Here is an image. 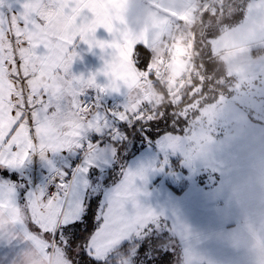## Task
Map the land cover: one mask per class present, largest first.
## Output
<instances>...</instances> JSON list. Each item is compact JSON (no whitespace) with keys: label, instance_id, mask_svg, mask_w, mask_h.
Returning a JSON list of instances; mask_svg holds the SVG:
<instances>
[{"label":"snow or ice","instance_id":"1","mask_svg":"<svg viewBox=\"0 0 264 264\" xmlns=\"http://www.w3.org/2000/svg\"><path fill=\"white\" fill-rule=\"evenodd\" d=\"M57 18L67 21L64 31H56ZM101 28L110 41L96 38ZM129 40L117 21L105 18L103 0H0V242L19 245L13 256L32 245L45 255L55 249L62 264H167L164 225L158 227L156 213L137 199L147 171L122 169L107 196L100 178L109 157L120 154L115 122L164 114L163 106L127 100L122 110L105 113L89 103L91 89L97 99L121 92L116 68ZM81 43L112 50L102 70L108 83L71 72ZM135 60L138 69L149 67L140 45ZM196 143L194 138L192 152ZM35 158L48 170L38 186L26 172Z\"/></svg>","mask_w":264,"mask_h":264},{"label":"rangeland","instance_id":"2","mask_svg":"<svg viewBox=\"0 0 264 264\" xmlns=\"http://www.w3.org/2000/svg\"><path fill=\"white\" fill-rule=\"evenodd\" d=\"M207 1L204 6L201 5L202 0L197 5V20L186 24L187 29L180 21V28L183 26L186 30L180 33L178 26L171 24L165 39V56L158 59L155 65L153 63L149 72L155 77L153 82L159 81L174 102L182 101L191 84L183 85L181 74L176 76L174 85L168 83L170 76L166 74L172 61L170 50L175 44L186 46L187 64L190 53H194L197 29L207 16L206 13L200 17L199 9L204 8ZM232 3L233 6L238 4L235 0H221L216 8L222 11L224 7L228 8V15L231 16L229 6ZM253 3L258 5L262 15L259 0H245L237 13L238 22H233L219 37L241 28L243 23L248 24L246 21L251 15ZM260 22L264 31V19ZM172 31L177 34L173 38ZM188 31L189 34H186ZM248 47L218 59L226 76L233 82L226 81L230 97L222 93L219 96L206 94L183 113L188 120H173L171 129L166 132L146 128L148 132L142 137L145 141L140 143L136 155L129 158L123 168L147 171L148 181L137 199L143 208L156 213L158 227L163 223L171 238L182 242V245H177L179 252H175L176 264H200L216 258L222 259L224 264H254L257 257L264 258V44L259 46L258 51ZM81 60L79 57V68ZM71 72L79 75L76 69L71 68ZM140 76L138 89L141 90V99L132 104L158 108L164 96L154 91V83L149 77L142 73ZM120 100L123 109L125 103ZM95 101L101 104L99 100ZM89 103L95 104L93 100ZM106 107L109 105L106 104ZM99 110L102 111L101 107ZM124 138L121 135V142ZM194 138L197 143L195 152H192ZM173 144L178 147L173 148ZM123 154L109 157L101 169L104 176L101 179L105 180L111 169L121 165L128 150ZM37 171L33 169L29 178L34 179ZM120 179L121 172L112 185L106 183V196ZM189 210H197L200 214L198 219L196 215L195 219L190 217ZM208 214H211L209 221L213 225L209 232L204 229V215ZM218 216L222 219L219 220ZM253 233L260 243L254 244ZM208 237L210 241H206ZM190 243H194L192 247ZM62 262L63 257L53 249L50 264ZM255 264H264V259Z\"/></svg>","mask_w":264,"mask_h":264},{"label":"crops","instance_id":"3","mask_svg":"<svg viewBox=\"0 0 264 264\" xmlns=\"http://www.w3.org/2000/svg\"><path fill=\"white\" fill-rule=\"evenodd\" d=\"M201 0H103V7L105 9V18L107 20L117 21L118 26L123 27L130 36V40L126 42L123 55L120 57L116 75L119 80L124 84L121 87V92H108L99 94L100 98L97 99V91L95 89L89 90L87 98L94 97V100L101 102V112L107 111L106 104L112 101V99H122L124 103L126 100L132 104L141 99V90L138 89L139 82L141 80L140 73L136 69L133 63V55L138 45L149 48L152 52L154 65L158 59L165 56L167 44L165 39L170 30L171 24L182 21L185 23L184 27L187 29L186 24L190 25L196 22L198 14L196 9L199 6ZM206 0H202L201 5L204 6ZM257 3V2H256ZM253 3L251 15L247 19V23H243L241 28L228 32L219 37L214 45L213 50L215 56L220 57L231 52L247 49L252 51H258L260 45L264 44V31L261 28V22L264 19V0H259V4L262 5L263 14L260 15L258 5ZM57 32L64 31L67 27V21L63 18H57L54 24ZM181 33V32H180ZM184 34V32H183ZM189 34V31L188 33ZM185 35V34H184ZM179 36V35H178ZM96 38L99 40L110 41L113 37L107 33L103 28L99 29L96 33ZM183 45L175 44L170 50L171 66L169 67L168 79L171 84H175L177 81L176 76L182 73L186 64L185 48ZM259 47V48H258ZM78 55L72 64V69H76L78 76L87 74L84 78H88L93 74L97 75V82L101 85L108 83V77L103 75L102 70L106 67V62L111 60L110 49L101 50L99 47L89 48L88 45L81 43L76 49ZM255 56V54H253ZM79 57L82 58L79 68ZM80 69V71H79ZM166 83V81H165ZM196 91V90H194ZM119 128L122 136L124 135L123 126H131L130 123L122 124L119 121L115 122ZM37 171L34 179L29 178V173L33 174L32 170ZM27 178L30 179L32 184L38 186L48 176V170L44 167L39 158L33 159L26 169ZM104 177V176H102ZM43 180H40L42 179ZM103 179V178H102ZM105 179V178H104ZM195 215L198 219L199 213L197 210H189V216L195 219ZM204 215V229L209 232L213 227L210 224L209 216ZM219 220L222 219L218 216ZM221 223L220 221L218 222ZM225 228V225H223ZM254 244L260 243V239L253 233ZM179 241V239H178ZM205 241V240H204ZM206 241H210L208 237ZM182 245V242L179 241ZM207 243V242H206ZM205 243V244H206ZM194 243H190L192 247ZM264 246V244L262 245ZM19 245L10 246L7 241L0 242V260H7L8 264H50L51 252L45 255L39 247L32 245H26L18 249V255L13 256L14 248ZM264 248V247H263ZM264 259L257 257L254 264ZM224 264L220 258L211 259L210 261L204 260L200 264Z\"/></svg>","mask_w":264,"mask_h":264},{"label":"trees","instance_id":"4","mask_svg":"<svg viewBox=\"0 0 264 264\" xmlns=\"http://www.w3.org/2000/svg\"><path fill=\"white\" fill-rule=\"evenodd\" d=\"M244 1L245 0H235V3L238 4H235L234 6L233 3L230 4L229 9H231V16L228 15V8L225 9L226 7H224L223 11L218 8L215 13H209L207 14V16H205L195 35L196 37L194 53L197 58L196 68L199 74V78L197 81H194L187 89L180 103L177 101L174 102L172 97L169 96L166 89L159 81L153 82L155 80V77L152 76L149 72L152 68L154 60L152 52L149 50V48L142 46L145 49V54L147 55L149 60V67L147 68V70H141L136 67L135 49L133 55L134 66L139 71V73H142L150 78V81L154 83V91H157L159 93L161 92L164 96L163 101L161 102V106L165 107L163 109L164 114L160 118L132 123L131 126L127 127H125V125L123 126L122 130L124 131L125 138L121 142L119 156H123V153L126 152V149L128 150V155L126 158L124 156L121 165H118L109 171V176L107 175V178L105 179L106 183H108L109 186L114 183V178L117 177V174L121 172V170L124 168L125 163L128 162L129 158L136 155V150L139 148L140 143L143 144V142L145 141L142 137H145L146 133L148 132V128L159 132H166L167 130H170L172 126L170 125L171 122L175 119L183 117V113L189 110V108H191L193 104H195L199 99L203 98L206 94H216V96H219L220 93H222L228 97L231 96V92L229 91V84H226V81L230 82L231 84H233V82L226 76L221 62L218 60V58H216L213 50V43L219 38L222 33L226 31L228 27H231L233 25V22H236L238 20L239 15L237 13H239V8ZM221 8H223V6ZM181 23L182 22L179 21L175 23L178 26L179 32H182V30L185 29L183 26L180 28V26L182 25ZM172 32L174 35L175 31ZM222 80H224L225 82H223ZM194 90H199V92L197 91L195 94H192V92L194 93ZM171 105L176 106L175 110ZM151 107L153 108L152 105ZM107 111L109 112V107H107ZM122 148H124V152L121 151ZM166 234L168 236V243L167 245H165V248L167 250L165 251L164 255L168 256L167 264H176L178 263V261L176 260L175 252H179V249H177V245L180 246L181 244L177 238H174L176 241L171 238V235L167 230Z\"/></svg>","mask_w":264,"mask_h":264},{"label":"built area","instance_id":"5","mask_svg":"<svg viewBox=\"0 0 264 264\" xmlns=\"http://www.w3.org/2000/svg\"><path fill=\"white\" fill-rule=\"evenodd\" d=\"M220 2H221V0H208L206 6L204 8L199 9L200 17H202V15H204L206 13L207 14L208 13H215L217 10L216 7ZM171 35H173V33ZM173 37H174V35L171 36V38H173ZM196 61H197L196 55L194 53H190V56L188 57L187 64L185 65L184 70L181 73V81H182L183 85H190L194 81L198 80L199 74H198L197 68H196V65H197ZM89 100H93V102H95V104H98L94 99H89ZM108 105H109V112H112V111L122 110L123 104H122L120 99H115V100L111 101ZM153 108H156V107L153 106Z\"/></svg>","mask_w":264,"mask_h":264},{"label":"clouds","instance_id":"6","mask_svg":"<svg viewBox=\"0 0 264 264\" xmlns=\"http://www.w3.org/2000/svg\"><path fill=\"white\" fill-rule=\"evenodd\" d=\"M262 247H264V246H262Z\"/></svg>","mask_w":264,"mask_h":264}]
</instances>
